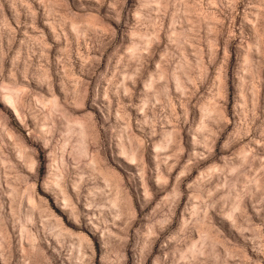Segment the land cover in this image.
Returning a JSON list of instances; mask_svg holds the SVG:
<instances>
[{
    "label": "rangeland",
    "instance_id": "rangeland-1",
    "mask_svg": "<svg viewBox=\"0 0 264 264\" xmlns=\"http://www.w3.org/2000/svg\"><path fill=\"white\" fill-rule=\"evenodd\" d=\"M0 264H264V0H0Z\"/></svg>",
    "mask_w": 264,
    "mask_h": 264
}]
</instances>
